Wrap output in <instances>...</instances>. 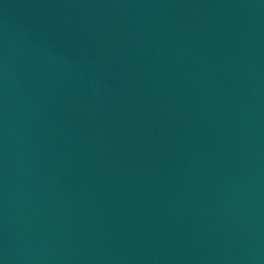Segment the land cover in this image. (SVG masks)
I'll return each mask as SVG.
<instances>
[{
    "label": "water",
    "instance_id": "95a60500",
    "mask_svg": "<svg viewBox=\"0 0 264 264\" xmlns=\"http://www.w3.org/2000/svg\"><path fill=\"white\" fill-rule=\"evenodd\" d=\"M0 264H264V0H0Z\"/></svg>",
    "mask_w": 264,
    "mask_h": 264
}]
</instances>
